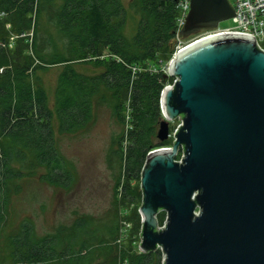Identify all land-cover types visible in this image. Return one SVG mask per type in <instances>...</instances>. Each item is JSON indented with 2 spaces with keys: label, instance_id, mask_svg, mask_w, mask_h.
<instances>
[{
  "label": "trees",
  "instance_id": "obj_1",
  "mask_svg": "<svg viewBox=\"0 0 264 264\" xmlns=\"http://www.w3.org/2000/svg\"><path fill=\"white\" fill-rule=\"evenodd\" d=\"M56 3L60 4L55 6ZM48 6L54 8L52 18L57 34L64 39L61 44L52 36L38 35V19ZM128 10L138 18L131 38L123 33ZM32 15L36 18L31 43L33 58L24 49L26 58L15 59L10 51L0 47V225L7 186L23 176V172L14 169L15 165L44 170L41 180L55 187L68 189L73 185V175L57 149L56 131L74 134L84 129L92 119L94 101L107 100L105 92H111L116 101L114 109L120 108V115L125 107L130 116L127 132L112 142L111 152L119 158V174L124 180L122 196L135 202L140 195L131 183L140 180L147 154L169 142H159L157 131L161 121L160 95L173 82L162 69L171 59L170 49L176 41L175 1L131 0L126 9L120 0H0V23L10 24L19 35L26 34V23ZM197 33L182 34V39ZM6 40L0 36L1 43ZM47 48L52 52L48 53ZM60 48L71 57L59 54ZM103 52L109 56L100 60ZM92 59L100 69L97 74L79 73L71 64ZM54 65L63 66V70L51 98L37 72ZM126 94L128 99L124 98ZM114 145L117 149H113ZM115 206L116 203L107 221L82 216L71 226L60 227L55 234L43 238L35 236L30 222H22L17 235L9 240V261L161 264L159 251L136 255L128 254L126 249L118 251Z\"/></svg>",
  "mask_w": 264,
  "mask_h": 264
},
{
  "label": "water",
  "instance_id": "obj_2",
  "mask_svg": "<svg viewBox=\"0 0 264 264\" xmlns=\"http://www.w3.org/2000/svg\"><path fill=\"white\" fill-rule=\"evenodd\" d=\"M189 1L183 35L234 16L228 0ZM167 74L158 141L181 123L141 171L140 252L160 250L162 264H264V52L248 37L214 36L177 54Z\"/></svg>",
  "mask_w": 264,
  "mask_h": 264
},
{
  "label": "rangeland",
  "instance_id": "obj_3",
  "mask_svg": "<svg viewBox=\"0 0 264 264\" xmlns=\"http://www.w3.org/2000/svg\"><path fill=\"white\" fill-rule=\"evenodd\" d=\"M120 2L128 9L131 0H120ZM59 4L56 3L55 6ZM53 10V7L48 6L46 13L39 17L38 35L39 37L42 35L52 36L61 44L64 39L57 34L58 28L52 18ZM28 20L26 24L29 28H27L26 34L21 35L12 30L10 24L0 23V36L7 39L5 44L0 42V47L10 51L15 59L22 60L25 57L24 49L29 57L33 56L31 43L34 38L36 18L32 15ZM137 22L138 18L128 10L123 30L126 37L131 38L134 35ZM231 27L230 20L218 25L219 29ZM198 34L188 39H182V41L187 42ZM176 46L177 41L170 49L173 54ZM47 52H52V49L47 48ZM59 54L67 58L71 57L62 48L59 49ZM108 56L107 52H103L100 60ZM93 60L89 62L79 60L71 64L77 72L92 75L100 71L94 65ZM62 70L63 66L54 65L42 67V70L37 72L51 98H53L58 75ZM104 94L107 100L105 102L99 101L100 99L94 101L92 119L84 129L74 134H60L56 131L58 152L74 179L70 188L62 189L42 181L41 174H44L42 169H22L19 165L14 166V169L23 172V176L12 180L4 193L3 201L5 200L6 205H4L3 222L0 225V264H11L8 259L9 240L17 235L22 222H30L35 236L43 238L55 234L60 227L71 226L76 219L82 216L91 217L96 221H107L113 213L115 203L119 221L118 239L115 242L118 251L126 249L127 252L129 251L128 254L141 253L139 250L142 230L139 212L142 198L140 180L131 183L132 189L139 193L140 199L133 202L128 197H123L121 191L124 187V180L119 174V158L112 155L111 152L112 142L117 141L119 135L127 132L130 126V116L125 107L124 112L121 111V115L119 114L120 108L114 109L116 101L112 98L111 92ZM125 97L128 99L127 94ZM116 112L119 114L118 116ZM180 123L179 119L169 123V142L163 148H171L174 140L173 133ZM114 148L117 149V145H114ZM181 157L182 153L179 152L176 160L180 161ZM157 219L159 226H162L166 219V213L160 212ZM158 251L160 252V250Z\"/></svg>",
  "mask_w": 264,
  "mask_h": 264
},
{
  "label": "built area",
  "instance_id": "obj_4",
  "mask_svg": "<svg viewBox=\"0 0 264 264\" xmlns=\"http://www.w3.org/2000/svg\"><path fill=\"white\" fill-rule=\"evenodd\" d=\"M233 8L234 16L230 19L232 27L229 29H219L218 27L213 30L201 31L197 36L187 42L182 41V30L184 27V18L190 10L189 0H178L176 3V10L178 17L176 20V41L177 46L175 53L169 60L172 63L177 54L186 48L199 43L203 40L209 39L214 36L221 35H240L253 39L257 47L264 52V0H228ZM167 65L163 67V72H167ZM167 74V73H166ZM168 75V74H167ZM175 81V79L173 78ZM173 81V82H174ZM173 84L166 87H172ZM165 227L163 224L159 226V230Z\"/></svg>",
  "mask_w": 264,
  "mask_h": 264
},
{
  "label": "bare ground",
  "instance_id": "obj_5",
  "mask_svg": "<svg viewBox=\"0 0 264 264\" xmlns=\"http://www.w3.org/2000/svg\"><path fill=\"white\" fill-rule=\"evenodd\" d=\"M204 41V40H203Z\"/></svg>",
  "mask_w": 264,
  "mask_h": 264
}]
</instances>
